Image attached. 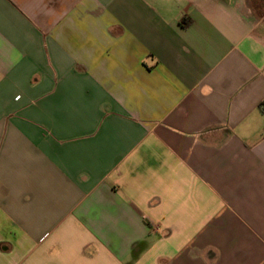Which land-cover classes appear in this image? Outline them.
I'll list each match as a JSON object with an SVG mask.
<instances>
[{"label": "crops", "instance_id": "1", "mask_svg": "<svg viewBox=\"0 0 264 264\" xmlns=\"http://www.w3.org/2000/svg\"><path fill=\"white\" fill-rule=\"evenodd\" d=\"M0 264H264V0H0Z\"/></svg>", "mask_w": 264, "mask_h": 264}]
</instances>
